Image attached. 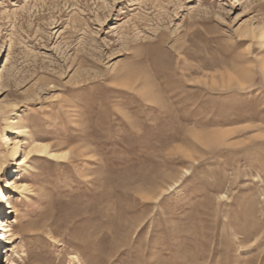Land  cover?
Wrapping results in <instances>:
<instances>
[{"label":"rangeland","instance_id":"obj_1","mask_svg":"<svg viewBox=\"0 0 264 264\" xmlns=\"http://www.w3.org/2000/svg\"><path fill=\"white\" fill-rule=\"evenodd\" d=\"M263 29L264 0H0V264H264Z\"/></svg>","mask_w":264,"mask_h":264},{"label":"bare ground","instance_id":"obj_2","mask_svg":"<svg viewBox=\"0 0 264 264\" xmlns=\"http://www.w3.org/2000/svg\"><path fill=\"white\" fill-rule=\"evenodd\" d=\"M259 36H260L261 39L264 40V29L259 33ZM12 130L13 129H9V131H12ZM221 135L220 136L218 135V136L219 137H222ZM18 146H19V142H17L15 140L14 141V146H13L12 161H15L14 159L19 154V148H18ZM33 153L48 154V155H50V156H52L54 158H57V159H67L68 156H69V154H70V151H63V152H54L53 151L52 152L50 150V146L49 145H46V144H43V143L33 142V144L30 145L29 152L27 153V155L29 156V155H31ZM23 161L20 160L19 161L20 164H23ZM15 187H18V186L15 184ZM10 200H11V196L8 195L6 201L5 200L2 201V203H1V210H2V212H0V217L4 216V214L6 212L9 213L10 209H13V204H12V202ZM4 222H5V220H2V219L0 220V227H1V229L4 228L3 227L4 226ZM4 230H5V233H8L9 232V230H7L6 227L4 228Z\"/></svg>","mask_w":264,"mask_h":264}]
</instances>
